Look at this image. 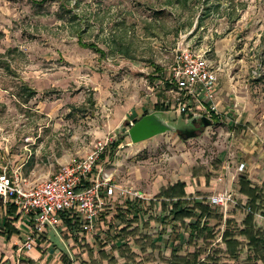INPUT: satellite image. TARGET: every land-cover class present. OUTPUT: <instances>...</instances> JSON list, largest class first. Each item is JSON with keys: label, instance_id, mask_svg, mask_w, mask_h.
<instances>
[{"label": "rangeland", "instance_id": "rangeland-1", "mask_svg": "<svg viewBox=\"0 0 264 264\" xmlns=\"http://www.w3.org/2000/svg\"><path fill=\"white\" fill-rule=\"evenodd\" d=\"M80 29L83 43L95 44L105 58L80 45ZM185 49L218 70L224 95L251 96L256 107L247 128L264 139V0H0V172L8 165L40 183L108 143L100 168L121 188L149 199L148 205L161 188L193 173L209 174L233 139L227 121L200 124L182 139L187 122L176 112L173 94L151 80L156 67L167 80ZM24 87L34 92L30 98ZM156 101L169 109L161 117L178 131L132 144V113L154 114ZM119 139L123 143L113 151L110 145ZM231 195L227 214L240 225L245 213L239 206L245 203ZM108 205L111 216L126 207L125 201ZM104 213L93 239L62 234L69 248L57 229H49L50 251H70L73 264H109L100 253L117 257L112 239L125 224L104 225ZM144 222L140 233L155 237L157 227L142 230ZM257 226L264 229V218L257 217ZM222 229L216 228L207 253L219 264H237L214 255L223 248ZM127 243L132 247L133 241ZM165 247L162 254L149 252L143 264H163ZM53 263L47 258L44 264Z\"/></svg>", "mask_w": 264, "mask_h": 264}, {"label": "built area", "instance_id": "built-area-1", "mask_svg": "<svg viewBox=\"0 0 264 264\" xmlns=\"http://www.w3.org/2000/svg\"><path fill=\"white\" fill-rule=\"evenodd\" d=\"M164 86L173 94L178 114L211 117L217 107L213 96L218 86L216 71L205 58L193 50L178 53ZM108 143L98 145L85 158L63 167L51 179L31 182L20 172L0 173V199L13 204L17 210L33 222L32 234L24 243L26 251L32 250L48 229L62 227V217L75 218L85 234H93L104 207L112 201H141L149 199L118 186L112 175L103 172L99 159ZM244 166L239 167V172ZM213 208L227 213L234 199L223 193L204 201Z\"/></svg>", "mask_w": 264, "mask_h": 264}, {"label": "crops", "instance_id": "crops-1", "mask_svg": "<svg viewBox=\"0 0 264 264\" xmlns=\"http://www.w3.org/2000/svg\"><path fill=\"white\" fill-rule=\"evenodd\" d=\"M215 71L216 73L218 72V70ZM161 76L162 77L159 78L158 82L162 85L161 89L167 90V88L164 86L165 79L163 75ZM220 85L222 86V82L218 81L217 90L212 99L213 104L217 107V111L216 113H213L210 118L207 116L204 118L211 120L212 124L217 125L227 121L228 126H230L228 130L229 135H232L231 137L233 138L230 142V146L227 148V150L222 151L220 158H218L219 165L216 166V168L211 167L209 169V174L193 173V175L189 177V180L179 179L177 182L171 183L167 187L161 188L160 192L173 184L181 182L185 184V193L187 199H193L197 202L207 205L204 202L206 197L205 195H212L211 197H213L223 193H234L235 196L240 198L241 201L244 200V203L246 204L247 197L243 194H240V179L243 178L248 181L252 188L262 187L264 185V139L256 133L257 131L255 132L247 128V124H249L251 121L250 116L253 114L254 108L256 107L255 103L249 95H224V91L226 89L219 87ZM157 103H159V101L153 102V110ZM142 114V109L132 113V116L136 117L131 120L130 123L132 124L136 120L139 121L142 119L144 115ZM198 116L201 117L200 115ZM194 117L196 116H192L191 118L193 119ZM235 131H237L236 138L233 137ZM242 165L244 166V171L239 172V167ZM4 169H7L9 173L16 171L20 172L19 169H10L8 165L4 166L2 171ZM157 196L156 201H153L154 203L150 202L148 205L147 203L142 202L140 208H143L144 212L139 214L138 222L134 223V225L131 224V227L129 224L122 225L120 231L123 229H127L129 231L130 229L132 230L134 228L140 229V222L142 219L143 221L145 220L143 223L144 228H142V230L156 226L158 233L155 237L152 238L151 235L145 236L150 237L153 243L160 247L162 244L165 245V248H167L166 250H168L169 253L167 258H169L171 254L170 247L172 245L170 243L171 241L169 236L172 233V228L171 226L163 227L162 223L158 219L168 217L171 207L168 205H163L165 200L157 199ZM113 202L121 204L122 200H115ZM154 210L158 211L160 214L156 216L151 215V212ZM219 211L223 215L222 233L225 227V221L228 218V214L223 213L220 209ZM146 224L148 226H146ZM7 225L13 227L11 230L13 229L14 232L10 233V228H8ZM32 226L33 222L30 217L20 214L13 204L5 203L0 199V264H44L47 258H54L53 264H73L71 257H69L71 254L70 251L68 254H57L50 251L49 241L47 239L49 229L45 232V235L36 242L32 250H24L23 245L32 234ZM169 228H171V231L169 235H167ZM75 229L76 232H71L63 223L62 227L57 230L60 232L62 239L67 243V245L69 244L67 239L63 238L62 236L64 233H66L68 236H78L82 240V238L93 239L96 232L95 227L93 234L83 233L79 223H77V227ZM163 231H165L167 239H165L166 235L160 236V233ZM127 241H132V239L128 238L124 240L126 243ZM115 252L118 255L116 258L114 257V259L116 261L122 262L121 264H123L124 261L120 258L118 251ZM106 255L108 256V254ZM138 255H140L139 251ZM75 258H79V256L75 255Z\"/></svg>", "mask_w": 264, "mask_h": 264}, {"label": "trees", "instance_id": "trees-1", "mask_svg": "<svg viewBox=\"0 0 264 264\" xmlns=\"http://www.w3.org/2000/svg\"><path fill=\"white\" fill-rule=\"evenodd\" d=\"M70 13L72 11H68V14ZM81 32L80 29L77 33L80 45L94 51L100 57L105 58L106 54L95 44L83 43L80 37ZM155 72L158 76L156 79H151L153 82L158 81L162 77L159 67L155 68ZM22 91L28 93L29 98L34 94V92L25 87ZM168 110L160 102L154 107V112L165 113ZM148 114V112H145L143 117ZM180 117L183 120L192 119L191 116L186 114H182ZM137 122L138 120L133 122L131 127ZM180 136L182 139L184 138L183 134ZM121 143H123V139H119L111 144L110 148L115 151ZM105 157L106 155L104 154L102 158ZM240 194L247 197L246 204L239 206L241 211L245 213L244 219L239 225L233 216L228 217L225 221L224 230L221 233L223 248L220 247L214 255H223L229 261L237 264H264V229L257 226V217L264 218V185L262 187L252 188L251 184L242 178L240 179ZM157 199H164L163 205L171 207L168 217L158 219L163 227L171 226L172 228V233L169 236L170 243L172 244L170 247L171 254L169 258H163L162 256L163 264H219V261H216L213 255L207 253V248L217 239L216 228L223 223V215L219 209L209 207L193 199H187L185 184L181 182L173 184L167 189H163L157 196ZM141 204V201L126 200V207L123 210L118 209L117 214L114 215V213L113 216L109 212L111 211L109 209L110 206L106 204L104 207L103 224L106 225L107 222L122 221L131 227V224L138 222L139 214L144 212L143 208H140ZM109 217H112L110 221L108 220ZM62 222L69 231L76 232L75 228L78 222L75 218L63 216ZM212 222H215L217 225L213 226ZM146 226L148 225L146 224ZM7 227L10 228V233L14 232L13 229L11 230L13 227L9 225ZM165 235V231L160 233V236ZM118 236L112 239V242L114 250L118 251L120 258L124 261L123 264H143L145 262L144 257H147L149 252H152L149 255L150 257L155 252L162 254L161 247L153 243L150 237L142 235L138 228L130 229V231L123 229L119 232ZM118 238L122 241L115 243ZM128 238L132 239V247L138 249L140 255L132 250L131 245L124 242ZM191 248L195 250L191 252ZM100 255L103 261H108L109 264H118V261L115 259L110 260L105 253L101 252ZM204 255L206 257L203 260Z\"/></svg>", "mask_w": 264, "mask_h": 264}, {"label": "water", "instance_id": "water-1", "mask_svg": "<svg viewBox=\"0 0 264 264\" xmlns=\"http://www.w3.org/2000/svg\"><path fill=\"white\" fill-rule=\"evenodd\" d=\"M161 115V113L147 115L140 119L135 125L130 127L128 135L132 144L136 145L151 140L155 137L164 135L168 132L178 131L175 129V127L167 123L161 117ZM198 120L201 122V125L205 128L212 125V121L204 117H194L191 121L197 122ZM187 135L188 139L195 137L191 133H187Z\"/></svg>", "mask_w": 264, "mask_h": 264}, {"label": "flooded vegetation", "instance_id": "flooded-vegetation-1", "mask_svg": "<svg viewBox=\"0 0 264 264\" xmlns=\"http://www.w3.org/2000/svg\"><path fill=\"white\" fill-rule=\"evenodd\" d=\"M192 119H186L184 120L185 122H187V125L185 126L184 129L180 130L179 133L180 134H185L188 130H194L197 126L201 127V122L198 120L197 122H192L191 121ZM189 128V129H186V128Z\"/></svg>", "mask_w": 264, "mask_h": 264}]
</instances>
